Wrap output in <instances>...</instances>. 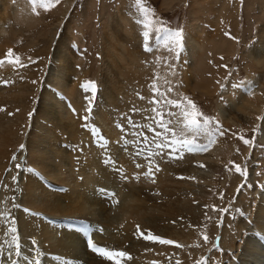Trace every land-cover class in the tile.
<instances>
[{
	"label": "bare ground",
	"instance_id": "6f19581e",
	"mask_svg": "<svg viewBox=\"0 0 264 264\" xmlns=\"http://www.w3.org/2000/svg\"><path fill=\"white\" fill-rule=\"evenodd\" d=\"M72 2L63 0L49 14L57 20L48 21L49 15L33 12L29 1L0 0V56L9 41H21L22 25L29 31L40 27L30 40L34 53L11 62L0 58V212L16 219L25 255L40 264H114L85 247L82 231L65 222L81 217L89 219L93 241L128 254L117 258L120 264H202L205 259L206 264H264V152L243 139L247 155L241 164L243 152L233 150L218 129L242 126L264 112V95L253 91L260 78L249 75L235 92L221 88L227 99L217 103L218 127L195 141L205 150L194 145L193 151L182 148L169 155V149L150 143L138 155L143 145L137 133L151 142L148 125L156 128L153 85L181 102L180 109H170L176 115L165 117L176 132L173 138L193 139L180 116L188 89L177 90L179 74L168 60L147 63L129 48L127 41L139 42L140 29L135 17L122 13L106 22L99 40L97 90L89 101L92 93L81 85L90 80L80 71L69 39L72 25L67 19L58 22ZM194 14L188 18V65L202 50L197 38L201 20ZM250 56L255 62L264 58L263 39ZM259 122L256 141L264 142V115ZM149 154L152 174L145 175ZM8 226L0 220V241ZM149 235L173 243L146 239ZM4 264H11L7 256Z\"/></svg>",
	"mask_w": 264,
	"mask_h": 264
},
{
	"label": "rangeland",
	"instance_id": "374dc122",
	"mask_svg": "<svg viewBox=\"0 0 264 264\" xmlns=\"http://www.w3.org/2000/svg\"><path fill=\"white\" fill-rule=\"evenodd\" d=\"M28 1L26 0V2ZM119 1L76 0L74 5L65 9L58 21L66 22L67 19L72 25L73 32L69 35V39L74 46L73 54L75 58L80 59L78 61L80 71L87 72L89 82H94V76L100 67L99 56L102 51L99 40L105 27L98 22V19L104 15L105 21L101 23H106L107 15L113 13L115 5ZM127 1V10L140 15L131 14L123 8H119L114 16H118L120 19V17L122 18L121 14L124 13L127 16H134L136 19L140 29L139 42L136 44L133 41H127L129 48L133 49L147 63L161 59L168 60L170 65H175L179 74L177 90H181L184 86L188 89L189 100H192L199 112L212 121V131L217 129V103L226 102L227 99L226 95L220 93L223 86L225 89L235 92L249 75L258 76L260 82L253 91L256 94L264 95V58L255 62L250 56V52L257 42L261 39L264 40V0H142L143 5L151 10V19L163 21L167 28L182 32V46L178 50L173 49L171 44L167 47L163 43L157 44L154 29L160 25L153 23L148 29H145L142 24L138 23L144 17L139 11L136 0ZM60 4L61 0L58 3L52 0V3L48 4V10L37 6L36 12L48 16ZM6 5L9 8L8 1H6ZM82 9L90 14L88 18H86L87 12H83ZM191 12L201 20V23L198 24L200 27L197 38L202 45V50L197 53L194 62L188 65L186 46L191 27L188 21ZM49 17L48 21L57 20L56 15H49ZM5 21L13 22L14 19L6 17ZM20 28V33L25 32V34L22 33L21 41L15 42V44L9 41V48H6L2 54L5 55L6 50L9 52L11 49V55H7L6 52L8 58L6 55L5 57L2 55L0 58L3 57L11 61V59H22L25 55L34 53L30 40L35 37L34 31H39L40 27H34L32 31H29L24 25ZM145 30L152 32L149 46L152 47L154 53L151 54L147 53L144 48L142 33ZM14 37L19 36L15 35ZM80 38L84 42H80ZM48 52L46 48L43 52L44 55L39 57H45ZM163 71L164 68H161V73ZM263 115L264 112H260L251 120L252 123L242 121L243 125L239 127L224 124L221 128L218 127L219 131L223 130L225 142L228 145L232 144L233 150L238 153L243 152V159L239 161L241 164L244 163L247 155V151L244 149V140L250 141L251 144H259L264 152V142L256 141L258 132L261 130L259 119ZM234 162L237 163V158H234Z\"/></svg>",
	"mask_w": 264,
	"mask_h": 264
},
{
	"label": "snow or ice",
	"instance_id": "6c2138e0",
	"mask_svg": "<svg viewBox=\"0 0 264 264\" xmlns=\"http://www.w3.org/2000/svg\"><path fill=\"white\" fill-rule=\"evenodd\" d=\"M30 4L32 5V11L35 12L37 6L43 7L45 10H48V4L52 3V0H29ZM56 3L59 2V0H55ZM136 4L139 8V11L141 15L144 17L143 20L138 21V23L142 24L145 29H148L149 26L153 23H158L160 26L154 29L155 33V40L157 44L163 43L166 47L171 44L173 49H179L182 46V32L180 30H172L164 26L163 21H154L151 19V10L146 8L143 5L142 0H136ZM143 39H144V48L145 51L151 52L153 49L149 46V40L152 36V32L145 30L143 33ZM178 54V53H177ZM7 55H11V50L7 53ZM11 62V61H10ZM0 63H3V61H0ZM7 83V82H5ZM236 87L237 85H233ZM82 88H84L85 91H91L92 96L89 97V101L94 99L96 94V85L94 82H87L86 84L81 85ZM171 88L168 89L169 92H171ZM143 99V97H140ZM187 107L183 108V110L180 113L181 119H182V127L185 129L188 133H191L193 136V139H183V140H176L173 137L176 136L175 130L170 127V124L172 123L170 120H166V116H174L176 113H173L170 111L171 108H177L180 109L182 107L181 102L169 99L167 97V94L164 93L160 88L153 85V95L150 103L154 105L152 108L153 117L152 120L156 124V128L160 129L159 131L156 130V128H153L151 124L148 125V128L150 131L153 132V137L151 142L149 141L148 137L144 136L143 133H137V135L141 136L142 139L138 142L143 145V147L140 149V152L137 154L139 155L141 152H144L149 144L151 143L152 146H154L156 149H169V155H172L173 153L179 151L182 148H185L189 151L194 150H205V147H202L200 145L195 144V141L198 140L202 136H211L212 135V129L210 127V124L212 121L210 118L206 117L203 113L199 112L196 109V106L193 104L191 100H187L185 98ZM160 106H169L168 110H160ZM191 109L189 111L188 109ZM87 112L91 111V104H89L88 109H86ZM133 111H139L138 109H133ZM31 115V114H30ZM87 116L83 117L85 121H87ZM128 124L133 125L134 122L131 120V118L128 119ZM121 128H123V125H120ZM218 127V126H217ZM169 133L171 136H169ZM243 139V137H241ZM101 143L104 142V138H101ZM245 144L250 143L248 140H244ZM21 149L24 147L23 145L20 146ZM13 159L15 160L16 157L14 156ZM146 163L148 164V171L145 173V175L152 174V167H153V161L151 160V155L146 159ZM141 165H137V167H140ZM21 167L20 164H17V168L19 169ZM156 170H159L158 165L155 166ZM236 171L240 172V168L237 165ZM243 174V173H241ZM17 180V177H13V181L15 182ZM14 207H20L19 205H15ZM214 211H220V212H226L227 209H216L213 207ZM27 212L28 210L25 209ZM237 211H240L237 209ZM0 220H3L5 224H10L11 226H8L7 231L4 233V239L0 241V264H4V257L7 256L10 260L11 264H21V262H25V264H40V260L36 257H29L28 255H25L24 249L27 247L26 245H22L19 240V236L17 234V228L14 226L16 224V219L10 215V213L0 212ZM146 239H150L152 241H159L161 244H172L173 241L171 240H164L161 239L159 236L149 235L145 237ZM205 242H207V237H204ZM88 244L90 250L93 252L101 255L103 258L107 259L108 261H113L114 264H120V260L117 258H128V254L124 251H109L106 248L98 247L95 245L91 238L88 239ZM32 248L28 249L29 251H32L35 248V241L32 242ZM13 256L15 259H13ZM202 264H206V259Z\"/></svg>",
	"mask_w": 264,
	"mask_h": 264
},
{
	"label": "crops",
	"instance_id": "0c3cea01",
	"mask_svg": "<svg viewBox=\"0 0 264 264\" xmlns=\"http://www.w3.org/2000/svg\"><path fill=\"white\" fill-rule=\"evenodd\" d=\"M62 1H63V0H61V2H62ZM75 1H76V0H73V2H72L71 5H74ZM127 2H128L127 0H120L119 3H117V4L115 3L116 5H115V8H114V10H113V13L107 15V22H108V21H111V18L114 17L116 11H117L119 8H123V9H125V11L128 12V13H131V14L136 13L137 15H140V14L137 13V12H130V11H128V10H127V8H128V3H127ZM66 9H68V8H66ZM82 10H83V12H84V11L87 12V11L84 10V9H82ZM89 15H90V14L87 12V14H86V18H88ZM102 16H103V17H100V18L98 19V22H99L102 26L105 27L107 24H106V23H104V24L101 23V22L105 21V20H104V15H102ZM126 16H127V15H126ZM127 17H134V16H127ZM83 26H87V25H83Z\"/></svg>",
	"mask_w": 264,
	"mask_h": 264
}]
</instances>
